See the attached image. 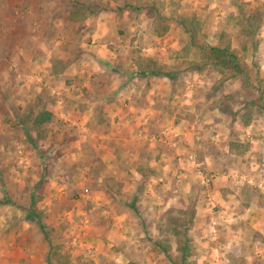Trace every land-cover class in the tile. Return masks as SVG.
Here are the masks:
<instances>
[{"label":"rangeland","instance_id":"374dc122","mask_svg":"<svg viewBox=\"0 0 264 264\" xmlns=\"http://www.w3.org/2000/svg\"><path fill=\"white\" fill-rule=\"evenodd\" d=\"M147 1L155 8L157 6L156 10L159 8V14L161 13L154 29L160 31L161 36L165 35L168 29L165 27L166 22L172 19V24L176 25L172 28L173 39L177 41L182 37V40L174 43L162 40L156 44L162 48L159 50L163 53V61L160 64L172 68L177 74L174 80L176 90L167 92L164 99L170 102L163 106V112L172 113L173 120L176 117L179 126L177 137L169 139L170 137L161 133L174 125L167 115L164 119L161 118V121L146 123L148 134L160 135L166 143L172 144L174 139L178 138L176 145L179 151H173L171 146L166 144L163 149L146 143L145 146H139L141 156L134 161V165L140 166V170L147 176L149 172L153 174L154 184L157 186L156 190L152 189V194L148 192L149 197L144 198V191L149 186L143 181V192L138 199L146 234L141 232L139 237L135 238L130 225L107 233L106 226L113 222V219L107 218L105 212L108 209L103 207L106 203L100 206L95 198H112L113 192L120 194L125 189L122 186L124 174L119 169L123 162L122 156H118L119 152L111 153L113 148H118L119 151L120 145L100 136L109 127L102 121L98 123L97 116L92 123L81 121L73 114V109H70L75 107L69 108L68 104L69 111L66 113L65 103L63 105L58 99L76 96L75 89L70 86L74 82L73 79L67 80L66 84H62L65 81L60 80L62 87L58 88L59 84L49 73L45 59L39 58L32 64L26 63L22 57L23 49L20 47L21 54L18 52L17 56L13 55L12 51L9 53L5 49L2 52L0 49L1 198L27 200L32 197L39 201L46 197L61 198L56 202L61 204L55 206L53 217L49 219L48 213H42V203H36L38 207L35 204L34 209L29 207L34 211L33 215L38 216L31 220L50 245L51 264H58V261L63 264H172L166 256L179 255L175 237L171 234L174 225L172 223L176 221V228L181 230L188 216L182 215L180 211L188 205L196 208L194 225L189 233L192 240L190 245L193 247L192 256L189 258L191 264H257L256 260L264 264V248H260L264 247V234L257 231L264 229V216L261 219L257 215V212L262 210L246 208L247 206L243 205L248 198H256L259 204H264V150L261 151L264 148L254 149L256 154L251 168L249 162L243 167L242 163L245 162L239 154L242 150L234 146L229 148L228 152L223 151V154L217 151L225 146L228 140L229 144L232 142L229 138L226 140L224 137L223 141L217 143L211 139V134L215 135L216 130L220 134L226 132V122L240 116L241 110L244 112L242 117L248 113L254 117L260 104L264 105V0H190V5L181 4L182 0L173 2L172 5L175 3L189 8L198 5L197 9H193L196 11L190 12L183 11L180 6L176 12L174 9L171 12L164 11L166 1ZM163 12L169 13L163 16ZM191 23H195L196 27L193 38L190 39L191 34L184 28ZM191 40L198 46L229 45L237 52L243 73L233 76L231 70L205 64L202 52L197 47H186L191 44ZM52 48L57 50L59 47L50 45L49 52ZM142 48H139L140 54L137 55L146 54ZM85 66L82 68L84 80L92 76L91 66ZM154 81L159 82L156 79ZM44 104L45 108L52 106L53 116L52 121L45 125L44 129L41 128L45 136L43 142L38 143V147L41 152H45L46 148L47 151L52 150L53 154L42 161L38 158L39 154L36 151L33 153V149L27 146L25 133L19 125L25 124L29 128V109L41 112ZM96 109L97 115L103 112V109ZM156 109L162 110L160 106ZM207 114L213 118L209 123H205ZM222 121L221 127L219 125ZM188 122L191 124H186ZM258 125L260 124L255 126ZM192 144V148L197 149V152L184 151L185 145L193 146ZM162 149V155L157 153ZM149 150L155 153V156L160 155L157 157L159 160L168 158L164 163H169V166L164 171L150 170L149 166L153 164L157 167L158 164L153 163L155 156L147 157ZM209 153L211 160L205 161L204 157ZM115 155L116 159L111 161V157ZM218 156L220 159L216 161ZM174 159L177 160V166H173L176 165ZM170 161L173 163L170 164ZM189 162L194 166H190ZM54 163L59 165L55 166ZM203 163L205 167L219 168L216 172L208 173L216 174L214 178L218 177L219 180H225L221 176L227 172L234 184L233 189L238 192L241 189L240 200L237 199L238 196H207L205 191L209 189V185L203 186L206 183L193 176L197 174V169L204 167ZM240 168H249L248 172L252 174L241 176ZM223 171L225 173H222ZM33 173L37 178L41 176L35 189L30 181V175ZM60 178L66 182L60 181ZM163 178L166 186L159 187V180ZM175 194L179 197L173 198ZM19 205L28 206V202L25 204L21 201ZM120 209L123 210L119 206L118 212L113 211L119 217L115 220L130 223L131 221L119 212ZM31 213L33 212H29V215ZM256 222L258 223L254 226ZM95 233L101 236V240L97 239V235H93ZM250 236L254 241L248 239ZM19 242L21 240L15 238L12 246L18 245ZM240 246L243 247L242 250ZM165 247L167 255L163 253ZM16 252L18 256L21 254L19 250L13 251L12 254Z\"/></svg>","mask_w":264,"mask_h":264},{"label":"crops","instance_id":"0c3cea01","mask_svg":"<svg viewBox=\"0 0 264 264\" xmlns=\"http://www.w3.org/2000/svg\"><path fill=\"white\" fill-rule=\"evenodd\" d=\"M156 1H166L164 11L170 12L172 9L176 12L178 6L186 12L197 9L198 6L189 8L175 3L172 5L175 0ZM189 1L182 0L181 4ZM192 4L196 3L192 2ZM156 8L147 0H0V49L2 52L6 49L9 53L12 51L13 55L17 56L20 47L21 50L23 49L22 57H24L26 63H36L39 58L45 59L44 63L48 65L51 76L57 80L58 88L62 87V84H66V81L70 78L73 79L74 82L70 86L75 89L76 96L68 99L59 97L60 99H58L63 105L65 103L66 113L69 111L68 104L70 105L69 108L71 106L75 107L70 109H73V114L79 120L92 123L97 116L98 123H101L98 119L96 107L103 109V112L99 115L103 118L102 122L107 124L110 130L106 128L103 135L100 136L110 139L113 144L120 145L119 151L118 148H113L111 153L119 152L118 156H122L123 162L119 169L124 174L122 186L125 189L121 194L113 192L115 198H95L100 206L106 203L103 207L108 209L105 212L107 218L113 219V222H109L106 226L107 233L108 231L118 230L122 226L129 227V223L116 221L115 219H119V217L113 211L117 210L118 212V208L121 206L123 210L120 209L119 212H122L123 216L125 215L124 217L131 221L134 215L125 204L131 202L133 188L146 181L149 187L144 191V194H146L144 198L149 197L148 192L152 194V189L156 190L157 188L154 184L153 174L149 172V175L145 177L143 170H140V166L134 165V161L140 159L141 156V147L139 146L150 143V146L163 148L166 144L170 145L175 152L179 148L176 145V139L178 138H175V142L172 144H170L171 142L166 143V140H162L163 138L160 135L148 134V126L146 125L147 122L161 121V118L164 119L166 115L170 119L172 114L168 111L163 112V106L170 102V100L164 98L167 96V92L171 90V80L166 76L152 75L147 70L141 72L137 62L139 56L137 54H140L139 48L143 47L142 50L146 51V54L142 53V58L154 59L160 64L163 61V53L160 52L162 48L157 47L156 44H159L162 40L164 42L171 41L172 43L175 41L172 36L174 34L172 28L176 25L172 24V19H169L168 23L166 22L165 27H168V29L165 35L161 36L160 31L154 29L157 23L156 20L161 14H159V8L158 10ZM168 13L163 12V16L168 15ZM181 40L182 37L175 42H181ZM50 45L59 48L57 50L52 48L49 52ZM19 54L21 53L19 52ZM87 64L91 66L92 76L90 79L84 80V70L82 68L86 67ZM154 79L159 82L154 81ZM60 80L65 82L62 83ZM159 106L162 110L156 109ZM189 111H193V109H189ZM241 112L240 116L226 122L228 124L226 132L220 134L216 130L215 135L211 134L213 136L211 139L216 140L217 143L223 141L224 137H226V140L229 138L232 141L230 144L235 143V148L242 150L239 152L240 156H243L241 159L245 162L242 163V166L245 167L246 162H249L251 168V165H253L252 160L256 154L254 149L257 147L264 148V106L260 104L258 112L256 111L257 115H254L249 122H246L245 117L241 116L244 115L243 110ZM204 116L205 114L202 116L203 120L205 119ZM175 119L176 117L171 121L177 126V120ZM206 119L208 121L206 120L205 123H209V120L213 118L210 114H207ZM186 124L190 125L191 123ZM222 124L223 121L219 126L222 127ZM257 124L260 125L255 126ZM174 125L166 128L161 133L165 137H170L169 139L177 137L176 132L179 126L175 127ZM185 147L187 150L184 151L187 152L193 151L194 153L198 151L192 148L194 145H185ZM230 147L228 140L226 145L220 147L217 151L223 154V151L228 152ZM163 149L157 151V153L159 152L162 155ZM45 150L47 149L45 148ZM263 150L261 149V151ZM31 151L34 153L35 150ZM48 151L50 150L48 149ZM181 151L183 150L181 149ZM148 153L150 154L149 157L156 155L150 150ZM158 156L153 158V163L158 164L157 167H154L153 164L149 166L151 171H164L169 166V163H164L168 158L159 160L160 158L157 159ZM207 156L204 157V160H211V153ZM111 158V161H114L116 155ZM219 159L220 156L216 157L215 160L219 161ZM175 161L176 165L173 164V166H177V160ZM171 163L173 162L170 161ZM189 164L194 166L192 162H189ZM54 165L57 166L59 163H54ZM185 165H188V163H185ZM185 165H183L184 168ZM50 168H53V166H50ZM110 168L107 167V169ZM117 168L118 166L115 169ZM218 169L214 166L210 168L204 165L201 169H197V174L193 176L200 178L202 183L205 182L206 184L203 186L208 187L209 185V189L205 191L207 196L211 197L214 194H219V198H222V196L231 198L238 196L237 199L240 200L241 189L240 192L233 189L234 184L230 180V175L226 174L227 172H222L225 174L221 177L225 180H219L218 177L214 178L216 174H208L216 172ZM248 170L249 168L246 170L240 168L241 176L252 174ZM26 171H28L27 168ZM30 178L34 188L39 183L41 176L37 178L36 174L33 173ZM163 180L164 178L159 180L161 181L159 187L166 186ZM60 181L66 182L61 178ZM220 181H224V183ZM249 182H246V184L250 185ZM193 189L195 188L193 187ZM178 197L175 194L173 198ZM58 200H61V198L46 197L42 198L41 201L37 198H27V200L26 198H1L0 180V264L52 263L50 245L41 230L37 226L35 227L34 222L31 219L27 221V210L30 206L34 209L36 203H42V213H48L47 218L49 219L53 217L55 206L61 204V202L56 204ZM21 201L25 204L28 202V206L19 207ZM246 201L249 202L246 208L253 207L262 210L260 213L257 212L259 218L262 219L264 204H259L256 198H250ZM38 204H36V207H38ZM29 212L34 214L33 210L29 209ZM33 214L29 218H33ZM258 222L254 223V226ZM40 225L44 227L42 223ZM262 229L257 231L263 235L264 229L263 231ZM93 235H97V239L101 240L99 234L95 233ZM15 238H19L21 242L16 246H12ZM248 239L251 241L252 236ZM242 248L240 246V250ZM260 248L264 247L260 246ZM16 250L21 253L19 256L17 252L12 254ZM245 258L247 259V257ZM256 261L257 264H262V262Z\"/></svg>","mask_w":264,"mask_h":264},{"label":"trees","instance_id":"16d2710c","mask_svg":"<svg viewBox=\"0 0 264 264\" xmlns=\"http://www.w3.org/2000/svg\"><path fill=\"white\" fill-rule=\"evenodd\" d=\"M158 18H159V16H158ZM184 25L185 24H183V26ZM194 27H196V24L191 23V25L185 26V28H184V29H186L188 34H191L190 39L193 38L194 31H195ZM191 41H192L191 44L186 45V47H188L189 45L197 47L202 52V59H203V62L205 64H211L214 67H218V68H221L224 70H231L233 76L241 75L243 73L242 68H241V64L239 61V56H238L237 52L234 49H232L229 45L222 46L221 44H218V45H214V46H209L207 44H202V45L198 46L194 40H191ZM137 62H138V66L141 69L140 70L141 72L147 70V71H150L152 75H159V76L168 77L171 80L170 92L176 90L174 80H175V77L177 74L175 71L172 70V68H169L167 66H163V65L159 64L154 59H146V58H142L141 56L137 57ZM191 67H193L192 63H191ZM191 67H188V68H191ZM43 106H44V108L41 112L31 111V109H29V119H28L29 120V128H27V125H25V124L19 125L23 129V133H25V136H26L25 141H27L26 142L27 146H29V148L35 150L39 154V159L42 161L45 160L47 156H51L53 154L51 152L52 150H50V151L46 150L45 152H41V148L38 147V143L43 142L44 136H45L44 135L45 133L43 134L41 132V128L44 129V126L49 124L52 121V116H53L52 106H48L47 108H45V104ZM257 112H258V110H257ZM34 113H36V114L33 116ZM251 117L252 116L250 113L246 114L245 115L246 122H249ZM98 119H99V121H103L102 120L103 118H101L100 115H98ZM229 145L231 147L235 146L234 143H231ZM149 155L150 154H148L147 157H149ZM143 174L145 177H147V175L145 173H143ZM143 187H144V183L141 182L135 188H133L132 189V200L128 204H125L130 209L132 214L134 215V216H132V219H131V222L129 223V225H130L131 229L133 230L135 238L139 237L141 232H143V233L145 232V234H146V230L144 228V226H145L144 221L142 219V215H141V212L139 211V207H138V203H139L138 198H140V196H141L140 194L143 192ZM34 189H33V191H34ZM108 192L110 194L112 193L110 191H108ZM112 198H115L114 194L112 195ZM247 198H248V196H247ZM248 200H249V198H248ZM243 205H245V207H246L249 205V202L245 201V203ZM27 211H28L27 219L35 218L34 215H33V218L32 217L29 218V216H30L29 215V209ZM180 213L182 215L188 216V219L186 218L185 222H183L181 230H178L176 228V224H175L176 221H174L172 223V225L173 224L174 225L171 228V234L175 237L174 241H175V244L177 246V251L179 252V255L175 256V257H172V256H166V257L169 259V261L172 264H191L192 262L189 260V258L192 256L191 249L193 247H191V245H190L192 243V240L190 238L189 233L191 232V229L194 225V217L196 215V208L193 205L192 206L188 205V206H185L180 211ZM31 214H33V213H31ZM36 217L38 218L37 215H36ZM178 236H181L182 238H178ZM252 241H254V240H252ZM158 244L160 245V243H158ZM163 249H164L163 250L164 255L165 254L167 255V253L165 252L166 247ZM58 264H63V262L58 261Z\"/></svg>","mask_w":264,"mask_h":264},{"label":"built area","instance_id":"2783aa9c","mask_svg":"<svg viewBox=\"0 0 264 264\" xmlns=\"http://www.w3.org/2000/svg\"><path fill=\"white\" fill-rule=\"evenodd\" d=\"M263 183H264V181H263ZM262 185H263V184H262V182H261V184H260V187H262ZM84 191H85V193L87 192V190H86V189H85Z\"/></svg>","mask_w":264,"mask_h":264}]
</instances>
